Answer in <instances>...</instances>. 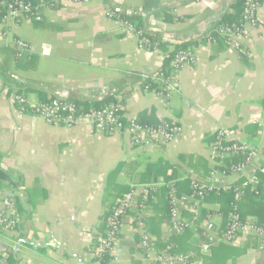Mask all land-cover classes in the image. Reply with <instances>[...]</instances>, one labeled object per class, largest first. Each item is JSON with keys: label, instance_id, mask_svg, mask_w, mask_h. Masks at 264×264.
Instances as JSON below:
<instances>
[{"label": "crops", "instance_id": "crops-1", "mask_svg": "<svg viewBox=\"0 0 264 264\" xmlns=\"http://www.w3.org/2000/svg\"><path fill=\"white\" fill-rule=\"evenodd\" d=\"M51 1L54 6L43 8L41 22L0 20V165L24 185L14 191L20 225L0 231V264L12 251L19 264H92L94 241L105 228L107 177L122 161H141L143 169L163 158L191 175L178 154L196 153L208 159L210 172L208 151L214 140L207 138L215 137L219 126L239 129L245 140L250 135L243 130L255 127L258 140L247 141L261 145L264 154V0L259 27L250 28L248 39L238 38L246 55L215 42L194 45L197 61L182 69L169 101L146 89L147 77L161 69L166 52L141 49L138 37L107 11L139 16L156 38L159 33L193 38L204 22L232 11L237 0ZM21 39L33 53L18 59L15 43ZM30 83L49 96L67 95L82 105L114 96L127 118L154 107L160 120L176 122L183 132L171 142L140 149L127 134L108 135L89 123L53 125L14 103L15 94L26 96L31 105L43 101L37 92V101H30ZM114 179L131 183L124 173ZM8 193L0 191V208ZM190 214L185 210L186 218ZM129 218L108 264H150L141 257L139 232L132 214ZM168 224L165 220L162 226L165 238ZM244 242L240 238L228 246L240 250ZM236 264H264V241L241 254Z\"/></svg>", "mask_w": 264, "mask_h": 264}, {"label": "built area", "instance_id": "built-area-1", "mask_svg": "<svg viewBox=\"0 0 264 264\" xmlns=\"http://www.w3.org/2000/svg\"><path fill=\"white\" fill-rule=\"evenodd\" d=\"M82 2L84 0H75ZM201 1V0H199ZM262 0H244L243 19L239 24L223 26L219 29L221 35L230 40L232 51H239L238 38H249L250 28L259 27L258 11ZM3 13V21H11L13 24L21 23L23 20L42 21L43 8L54 6V2L42 3L33 6L25 0H0ZM107 15L115 18L126 29L127 33H133L138 37L139 47L150 50L154 41L145 30L136 29L128 20L123 19L115 10L107 11ZM16 56L22 59L27 54H32V47L24 40H16ZM197 61L195 50H179L169 64V72L162 71L148 76L150 82L157 85L151 89L150 84L146 85L147 90H152L169 101L178 89V76L182 69L193 66ZM14 103L18 109L30 111L32 116L46 120L53 125L74 126L89 123L94 129L105 134L125 133L130 136L132 145L145 149L154 144H165L181 136L183 127L179 124H163L159 126H147L138 122L137 118H127L123 113V106L120 103L108 104L101 108L86 110L77 101L67 95H57L51 101L39 102L31 105L28 98L23 94L14 95ZM215 141L209 147L208 156L213 162L209 174L205 177H196L191 183V193L178 194L176 187L170 185L171 199L170 217L168 229L170 235L181 233L190 222L185 217V210H190L192 219L196 220L199 214V205L206 196L218 190L228 191L235 177L242 179L241 184L236 187L235 198L238 200L242 191L246 187L252 190L260 182L264 175V154L261 145L249 142L242 137L239 129L219 126L215 132ZM241 156V160L226 166L229 158ZM159 184H133L130 192L125 194L118 201V205L102 220L106 225L104 234L98 236V244L93 246L92 260L96 264V259L103 253L113 254L118 245L119 235L122 226L131 214L136 211L144 216L151 213L150 204L152 193ZM0 208V231L16 229L21 221V214L18 203L13 197L5 196ZM141 219V218H140ZM228 222L224 224L222 217L218 214L209 215L203 223L202 249L209 251L212 247L221 245H236L240 238L254 237L264 241V222L259 223L253 216H241L236 210L228 216ZM134 220V217H133ZM131 219V222H133ZM137 230L140 240L142 259L150 264H190L189 257L182 253H172L168 250H159L153 243V237L147 232L145 224L139 220Z\"/></svg>", "mask_w": 264, "mask_h": 264}, {"label": "trees", "instance_id": "trees-1", "mask_svg": "<svg viewBox=\"0 0 264 264\" xmlns=\"http://www.w3.org/2000/svg\"><path fill=\"white\" fill-rule=\"evenodd\" d=\"M30 2L33 6L40 5L42 3H50L51 0H25ZM50 1V2H48ZM244 0H237L232 5V11L220 14L217 18H214L211 22H204L202 31L198 32L190 37H183L178 35H167L159 33L157 38L153 36L151 31L145 28V24L139 16L122 14L123 19L129 20L136 29H143L147 35L151 37L154 43L150 49H162L166 52V57L161 67L162 71L169 72V64L174 58L175 54L179 50H193L194 45H198L200 42H212L222 44L224 47L231 45L230 40L221 35L219 29L223 26H232L239 24L243 19ZM4 10L0 6V20L3 18ZM35 21V20H34ZM41 22V21H36ZM173 46L170 51L169 47ZM239 53L246 55V51L238 46ZM3 50H6L3 48ZM151 89L157 87L153 82H148ZM27 89L37 92L43 101H51L55 96H49L44 92V88L41 86L30 83L27 85ZM150 89V91H151ZM21 92V91H20ZM117 99L112 96L107 100H100L95 102H84L83 106L86 110H92L95 108H101L108 106V104H116ZM137 120L142 125L147 126H159L163 124L174 125L176 122L170 120H160L155 113V108H147L142 110ZM215 141L214 136H209L207 141ZM179 160L185 164V166L191 170V175H188L174 162L167 159L160 158L153 162H147L143 169H141V161H122L120 162L107 177L106 188L103 196L105 204L104 216L111 215V212L118 205V200L125 194L131 191L133 184H159L157 189L153 191L152 202L150 204L151 213L148 216L142 217V215L136 211L132 213L134 217L133 223L138 227L139 220H142L145 224L146 230L153 237V243L159 250H168L172 253H182L189 257L191 264H236V259L245 253L249 249H257L261 246L263 240L254 237H243L245 240L240 250H234L228 245H221L219 247H212L209 251L202 249V231L203 223L207 220L209 215L219 214L222 217L224 224L228 222V216L235 210L241 214V216H253L258 219L259 223L264 222V175H260L261 179L255 189L246 187L239 199L235 198L237 193L236 187L241 184L242 179H239L232 183L231 188L228 191L218 190L206 196L199 205V214L196 220L192 219V214L188 215L187 220L190 224L184 228L181 233L176 235H170L167 238L163 237L162 226L165 220L170 217L171 199L169 198L171 187L177 189L178 194L191 193V183L196 177L205 178L208 175L209 161L207 158L200 154H178ZM3 154L0 153V162L2 161ZM241 156L229 158L226 161V166L231 163H236L241 160ZM118 173H124L131 181L129 184L120 183L114 179V175ZM22 178L16 176L9 169L1 167L0 165V191L8 189L7 196L16 198L14 191L16 189L23 188ZM214 206V208L208 207ZM141 218V219H140ZM20 225V224H19ZM106 225L102 234H104ZM98 239L94 241L95 245L98 244ZM29 245V244H28ZM112 260V255L108 252L102 254V256L96 259V264H108ZM20 259L18 254L12 251L5 259L4 264H19ZM93 264V260H92Z\"/></svg>", "mask_w": 264, "mask_h": 264}, {"label": "rangeland", "instance_id": "rangeland-1", "mask_svg": "<svg viewBox=\"0 0 264 264\" xmlns=\"http://www.w3.org/2000/svg\"><path fill=\"white\" fill-rule=\"evenodd\" d=\"M28 95H29V98H30V101L31 102H36L37 101V98H38V95H36L35 94V92H33V91H29L28 92ZM249 128H247L246 130L244 129L243 130V133H245V134H249L250 135V137L249 138H246L247 140H253V139H255V140H258V137H259V135H255L253 132H255V127H253V126H248ZM251 135H253V136H251ZM255 135V136H254ZM212 163V165H213V162H211Z\"/></svg>", "mask_w": 264, "mask_h": 264}]
</instances>
